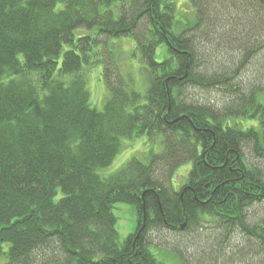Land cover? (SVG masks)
<instances>
[{"label":"trees","instance_id":"obj_1","mask_svg":"<svg viewBox=\"0 0 264 264\" xmlns=\"http://www.w3.org/2000/svg\"><path fill=\"white\" fill-rule=\"evenodd\" d=\"M176 1L0 0L5 264H162L149 247L171 232L187 238L160 248L180 264H264V0H181L184 23ZM122 36L143 63L144 96L108 47ZM99 61L102 109L84 67ZM141 136L158 151L99 175L121 138ZM120 202L139 216L122 243Z\"/></svg>","mask_w":264,"mask_h":264},{"label":"rangeland","instance_id":"obj_2","mask_svg":"<svg viewBox=\"0 0 264 264\" xmlns=\"http://www.w3.org/2000/svg\"><path fill=\"white\" fill-rule=\"evenodd\" d=\"M176 3L175 20L184 23L185 16L192 19L193 13L190 12V8L187 3L178 0ZM186 12V13H185ZM86 33L84 29H79L75 33L76 36ZM133 37L122 36L121 38H111L108 41V47L111 52H113V60H116V66L123 76H130L132 79V85L135 90H137L141 95H145L146 92V79L144 70H142L143 63L138 53L134 48ZM166 46L158 45L155 52V57L158 61H163L166 58ZM107 63V62H106ZM104 61H99L94 65H84L86 75L85 82L87 92H89V103L92 107L97 109H102L104 105L105 98L109 95L107 90L106 82L104 81ZM112 65V62H111ZM206 94V93H205ZM207 96L209 94H206ZM210 96L214 98H220L217 95L210 93ZM222 99V98H221ZM211 100V99H209ZM214 101V100H213ZM120 147L117 152L116 157L113 159L111 164L106 168L98 170L99 175L107 177L118 171L131 157L144 159L149 150L158 151V146L155 143H150L147 145L146 136H141L132 139H122L120 140ZM159 145V144H158ZM191 163L181 164L176 170L173 176L172 182L173 187L178 189L182 184L186 183V179L191 169ZM113 214L117 218L116 220V231L117 238L122 243L125 239L131 235L138 223L139 216H137V211L134 205L126 203H117L113 205ZM178 234L171 235V233H162L155 235V242L150 246V251L162 264H180V260L176 253L171 249L160 248L162 246H167L168 243H174L175 240L187 238V234H182L184 232H177ZM154 246V247H153ZM7 251V246L3 247V252ZM7 258L5 254L0 255V264H5Z\"/></svg>","mask_w":264,"mask_h":264}]
</instances>
